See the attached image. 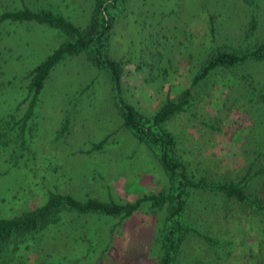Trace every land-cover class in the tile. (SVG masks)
<instances>
[{
	"label": "rangeland",
	"instance_id": "obj_1",
	"mask_svg": "<svg viewBox=\"0 0 264 264\" xmlns=\"http://www.w3.org/2000/svg\"><path fill=\"white\" fill-rule=\"evenodd\" d=\"M50 1L54 11L82 28L88 26L96 9V0ZM252 1L248 4L244 0H120L108 9L114 18L108 53L123 68L120 93L114 89L109 72L95 67L88 52L67 58L51 71L35 114L23 133L18 126L11 127L10 115H15V122L24 116L28 103L19 111L17 106L28 98L29 74L65 38L47 25L3 24L0 124L7 120V128L13 130L7 131L6 142L0 149V218L10 219L40 207L50 193L71 195L81 201L134 204L170 187L156 154L124 127L117 102L122 99L143 116L152 117L164 101L191 87L199 64L208 54L206 50L234 43L241 37L250 36L246 44L264 42V0ZM13 2L0 0V12L4 4ZM253 15L258 18V30L251 34ZM211 17L218 29L216 35L211 32ZM248 64L247 70L240 69L243 73L249 70L259 78L264 76V62ZM227 76V72L221 71L212 76L209 87L204 85L201 94L197 93L195 106L166 125L183 144L180 147L194 152L206 149H202L204 157L199 155L193 163L200 162L194 169L210 179L212 169L208 167V172H204L205 161L210 162L215 155L219 159V175H228L231 167L243 163L244 136L240 140V136L235 140L232 136L236 129L244 132L254 126L245 112L246 101L235 103L229 93L225 95L216 88ZM237 91L248 93L250 89L240 82ZM209 126L218 129L214 131L215 139L213 134L206 133ZM106 138L104 147L95 149ZM208 197L195 196L189 212L198 215L196 208L202 200L203 207L207 205ZM219 211L223 215L232 212ZM164 215V211L154 213L150 203L130 218H75L69 214L66 221H79L89 237L66 239L63 235L70 232V224L53 226L41 247L28 251L21 263L9 259L0 264H157V237ZM220 218L218 224L213 223L215 226L204 214L195 218L198 223L207 221L202 226L205 233L212 235L218 231L225 240L234 241V247L222 251L220 263L241 264L250 258V264H258L247 249L243 216ZM108 244H113L111 252L102 254ZM194 244L196 263H204V250L198 248V242Z\"/></svg>",
	"mask_w": 264,
	"mask_h": 264
},
{
	"label": "trees",
	"instance_id": "obj_2",
	"mask_svg": "<svg viewBox=\"0 0 264 264\" xmlns=\"http://www.w3.org/2000/svg\"><path fill=\"white\" fill-rule=\"evenodd\" d=\"M32 1L15 0L11 5L4 4L0 12V32L5 23L32 22L58 30L65 39L29 74L28 98L17 106L19 111L24 103H28L24 116L15 122V115H10L13 120L11 127L18 126L22 133L27 122L35 114L39 96L51 71L67 58L88 52L90 61L95 67L109 72L114 89L118 93L123 79L122 64L112 59L108 53V42L114 24V18L108 14V9L117 6L120 0H96V9L86 28L75 25L64 15L54 11L50 0H43L48 4L47 6L40 2L41 0L34 1L32 5ZM244 1L248 4L253 2ZM257 30L258 18L253 15L250 18L249 33L254 34ZM211 32L213 35L218 32L213 17H211ZM249 37L245 39L241 37V40L238 38L234 43L221 44L206 50L208 54H205V58L199 64V71L193 78L191 87L178 97L164 101L160 110L152 117L143 116L122 99L117 102L124 119V127L156 154L170 180V187L157 195L142 197L134 204L103 202L97 199L81 201L71 195L50 193L44 205L10 219L0 218V262L10 259L21 263L28 251H37L51 228L60 224H70L67 225L70 232L63 235V238L89 237L80 227L79 221L73 218L69 222L66 221L65 216L69 214H74L75 218L84 216L130 218L140 211L144 204L150 203L154 213L158 211L165 213L163 226L157 237L159 242L157 264H197L193 254L196 242L200 245L198 248L204 250V263L201 261V264H222L220 263L222 251L227 247H234V241L225 240L221 232L217 234L218 231L213 232L212 235L205 233L202 226L207 225V221L198 223L195 220L200 214L210 218L212 224L214 222L218 224L220 215L222 219L243 216L242 223L247 226L245 234L249 254L251 258H256L258 264H264V76L259 78L249 70L246 73L241 71L243 68L248 69L249 62H264V42L246 44ZM220 71L227 72L228 76L221 87L218 85L216 88L225 95L229 93L235 103L244 99L245 112L254 122V126L244 132L236 129L237 132L232 136L233 140L237 136H240L238 140L244 136L241 143L243 163L231 167L232 170L228 175L224 174L222 177L219 175V159L215 155L210 162L205 161L204 172H208V167L212 169L210 179L194 169L195 166L200 165V162L193 163L199 155L204 157L202 149H206L202 148L194 152L190 148L180 147L183 144L166 129V125L195 106L198 99L196 95L202 92L200 88L203 89L204 85L209 87V79ZM240 82L248 86L250 89L248 93L237 91ZM195 89H197L196 94ZM7 124V120H2L0 124V149L6 142L4 140L8 132L13 130L7 128ZM217 130L216 127L209 126L206 133L213 134L215 139L217 135L214 131ZM238 131L243 134H239ZM107 141L108 138L97 144L95 149H102ZM203 194L209 195L206 199L207 205L203 207L204 200H202L200 206L196 208L198 215L192 214L189 211L193 206V198L198 195L204 196ZM226 209L232 211L231 214L227 212L224 215L220 214L219 210L225 212ZM113 234L114 231L111 235ZM255 235L256 239L253 240ZM112 247L113 244H108L101 253L109 254ZM241 264H250V258Z\"/></svg>",
	"mask_w": 264,
	"mask_h": 264
}]
</instances>
